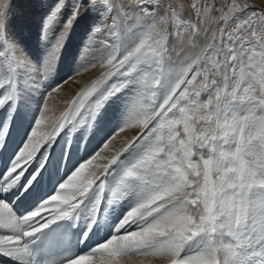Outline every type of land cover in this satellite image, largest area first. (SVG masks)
Returning a JSON list of instances; mask_svg holds the SVG:
<instances>
[{"label": "snow or ice", "instance_id": "1", "mask_svg": "<svg viewBox=\"0 0 264 264\" xmlns=\"http://www.w3.org/2000/svg\"><path fill=\"white\" fill-rule=\"evenodd\" d=\"M39 3L41 41L68 14L35 58L0 0V264H264V4ZM85 16L67 73L104 71L53 119Z\"/></svg>", "mask_w": 264, "mask_h": 264}, {"label": "rangeland", "instance_id": "2", "mask_svg": "<svg viewBox=\"0 0 264 264\" xmlns=\"http://www.w3.org/2000/svg\"><path fill=\"white\" fill-rule=\"evenodd\" d=\"M188 1H190V7L193 3L196 2V0H188ZM49 2H50V0H49ZM249 2L256 4L255 0H249ZM262 2L264 4V0H262ZM164 3L165 4L174 3V4L179 5L182 9L185 10V12L188 16H191L193 18V20H195L194 10L192 9V7L189 9V7H187L188 5L183 6V4L181 3L180 0H164ZM256 5H258V4H256ZM45 14H46V10L40 6L39 0H11V11H10V27H11V30L13 31L16 38L21 41L23 46L35 58H39V57L43 56L44 53L46 52V50L56 42L57 37L59 36L60 32L63 29V20L66 19V16L68 13L66 12L65 15L63 17H61V19L52 27V29L50 31V35L48 36L47 40L41 41V39H40V26H41L42 17ZM87 26H88V17L85 16L83 19L78 20L73 25L71 31L69 32L67 39L64 43V47H63L61 54H60L61 55V68H62L61 76H64L65 73H67L70 65L74 61L75 56L78 54L79 48L85 39ZM47 44H49V45H47ZM98 66L99 65H96L94 67H88L85 70L79 72L78 74H75V76L70 72L67 73V75L70 76L71 78L68 79L66 84H64L63 86H65V85L68 86L69 91L66 90L64 92V94L61 96L60 100H58V102L56 103V104H59V105H57L58 107L55 104L54 107L52 108V113H50V115L53 116L52 117L53 119L61 111L59 109L61 107L64 108V106L67 105L68 99L70 96H72V93H73V91H71V90H74L75 89L74 87H77V83H76L77 81H75V77L76 76L80 77L79 80L82 82V85L78 91V92H80L88 84H90L93 79L97 78L100 75V73L104 71V68H103L102 71H99L100 73L97 72L98 74L94 73V72H90L91 70H93L94 68H96ZM70 83L73 84L74 87L71 86ZM67 91H68V93H67ZM59 102H62V103L60 104ZM114 131L115 130L113 129V132ZM126 133H131V136L134 135L133 131L126 130L123 133H119V134L115 135L114 140L115 139L117 140V137L119 139L117 142L122 140L124 137H130L131 138V136H129V134H126ZM109 135H112V133H109ZM63 144H64V140L61 139L60 142L56 145L55 151L57 153L59 152L60 147ZM110 148H111V146H110ZM114 148L117 149V145L115 147L112 146L111 149L114 150ZM108 154L110 155L111 152L109 151L105 155H108ZM101 155H104V152H102ZM156 258L157 259H154V263L164 264L163 258H160V257H156ZM122 264H125V263L122 262Z\"/></svg>", "mask_w": 264, "mask_h": 264}, {"label": "bare ground", "instance_id": "3", "mask_svg": "<svg viewBox=\"0 0 264 264\" xmlns=\"http://www.w3.org/2000/svg\"><path fill=\"white\" fill-rule=\"evenodd\" d=\"M181 1V3L183 4V6H187V7H189V9L191 8L190 7V1H188V0H180ZM256 1V4H258V5H260V4H263V2H262V0H255ZM181 5V4H180ZM182 6V5H181ZM184 8V7H183ZM188 9V8H187ZM24 18V17H23ZM18 24V23H17ZM211 36V33H209V37ZM47 45H49V44H47ZM201 46H203V41H202V43H201ZM31 47V46H30ZM34 47V46H33ZM72 65V64H71ZM97 69V70H96ZM96 70V71H95ZM103 70V67H101V66H98V67H96V68H94L93 70H91L90 72H94V73H100L99 71H102ZM89 73V72H88ZM97 73V74H98ZM75 76V75H74ZM96 76V75H95ZM94 76V77H95ZM80 79V77H75V81H77L76 83H77V87H74L73 86V84H71L70 83V85L71 86H73L75 89L74 90H71V91H73V93H72V96H70L69 97V99H68V102H70L72 99H73V97L78 93V91H79V88L81 87V85H82V82L79 80ZM69 85V84H68ZM70 88V87H69ZM66 90H68L69 91V89H68V86H63V87H61L60 88V90H59V92L58 93H54L53 94V98H51L50 100H49V105L51 106V108H53L54 107V105L58 102V100H60V98H61V96L64 94V92L66 91ZM68 91H67V93H68ZM69 95V94H68ZM65 99V98H64ZM62 100V99H61ZM66 100V99H65ZM68 102H67V105L66 106H64V108L63 107H61L59 110H61L59 113H58V115L55 117V118H58L60 115H61V113H63L64 111H65V109L68 107ZM60 104L62 103V102H59ZM65 103V102H64ZM57 105H59V104H56V106ZM58 107V106H57ZM56 108V107H55ZM56 111V110H55ZM57 112V111H56ZM52 113V112H51ZM53 117V116H52ZM54 118V119H55ZM128 132V131H127ZM126 134H129V136H131V133H126ZM134 134V133H133ZM120 138V137H119ZM128 138H130V137H124L122 140H120L119 142H117L119 139H118V137H117V140L115 139H113V140H111L110 141V146H111V148H112V146L113 147H115L116 145H117V149L118 148H120L122 145H123V143H124V141H125V139H128ZM115 145V146H114ZM119 145V146H118ZM114 150H115V148H114ZM107 152H104V155L106 154ZM109 155V154H108ZM100 162H102V161H100ZM154 259H157L156 257H136V256H133V257H131V258H129V257H124V258H122V262L123 263H125V264H156V263H154ZM122 262H121V264H122ZM129 262V263H128Z\"/></svg>", "mask_w": 264, "mask_h": 264}]
</instances>
